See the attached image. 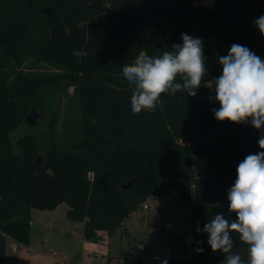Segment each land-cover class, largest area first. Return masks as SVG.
I'll return each instance as SVG.
<instances>
[{"label":"trees","instance_id":"obj_1","mask_svg":"<svg viewBox=\"0 0 264 264\" xmlns=\"http://www.w3.org/2000/svg\"><path fill=\"white\" fill-rule=\"evenodd\" d=\"M196 1L0 0V264H6L8 238L30 244L32 209L54 210L65 202L67 217L83 223L87 240H96L100 230L111 233L120 227L148 197L173 192L192 201L191 247L181 248L180 256L150 255L148 262L126 255L120 264L223 261V254L207 244L208 234L196 228L221 212L235 219L228 213L227 191L238 164L260 151L264 129L217 121L212 109L220 105L202 95L222 73L218 58L232 44L264 60V36L252 25L254 15L264 12V0L256 7L247 0H217L212 8L200 6V20ZM195 22L208 68L196 96L164 94L155 112L134 115L123 66L141 50L154 55L182 44L181 33L195 38ZM222 34L226 48L220 44ZM78 50L87 55H74ZM29 59L66 72L38 77L19 71ZM62 79L80 99L84 137L71 150L50 148L38 166V135L20 138L18 152L11 133L25 123L32 107L43 103L41 88ZM198 155L210 156V174L194 179ZM233 240L234 251L246 258L235 234ZM177 244H182L180 237Z\"/></svg>","mask_w":264,"mask_h":264},{"label":"rangeland","instance_id":"obj_2","mask_svg":"<svg viewBox=\"0 0 264 264\" xmlns=\"http://www.w3.org/2000/svg\"><path fill=\"white\" fill-rule=\"evenodd\" d=\"M205 0H197L198 20L201 5L212 8ZM250 7H256L262 0H247ZM212 5V6H211ZM264 12L255 14V18ZM223 20V19H219ZM255 26V25H254ZM256 29H258L255 26ZM198 23L195 22L194 35L198 34ZM224 35L220 36L221 47L226 48ZM19 71L28 72L32 76H43L48 73H65L48 62L27 60ZM67 80L59 84L47 85L39 91L44 99L38 103L36 110L40 112L35 124L23 123L11 133V141L18 152L17 142L20 138L37 134L39 153L36 158L38 166L44 164L48 150L58 147L71 150L84 137V115L80 99L74 94V86L66 87ZM214 93L209 88L203 93L207 101ZM39 161L37 162V159ZM210 156L198 155L194 160V179L207 177L210 174ZM145 204L149 207L146 208ZM69 206L61 203L54 210L35 209L31 216V244L24 245L20 251H13L7 239L6 259L9 264H120L123 256L140 255L149 261L150 255L161 257L180 256L181 248H190L192 243V201L184 199L176 192L148 197L136 210L125 217L123 224L109 233L98 232V239L87 240L83 235V225L67 217ZM171 225V227H167ZM80 226L79 229H76ZM182 244H177V238ZM191 238V242L189 239ZM211 264V263H197ZM221 264V263H215Z\"/></svg>","mask_w":264,"mask_h":264},{"label":"clouds","instance_id":"obj_3","mask_svg":"<svg viewBox=\"0 0 264 264\" xmlns=\"http://www.w3.org/2000/svg\"><path fill=\"white\" fill-rule=\"evenodd\" d=\"M254 25L264 36V15ZM182 44H173L170 50L149 55L141 50L130 64L123 66L122 75L132 88L131 112H155L162 106L164 94L186 92L195 97L203 78L208 73L205 64L202 38L181 33ZM78 57L86 56L81 50ZM222 73L208 87L220 106L212 112L217 121L234 124H251L256 130L264 129V60L248 47L232 44L227 55L219 56ZM207 87V86H206ZM260 151L248 154L236 168V179L227 191V219L223 212L199 225L196 231L208 234L207 244L213 252L224 256L221 264H264V132L258 139ZM167 227H171L168 225ZM233 234L246 248V258L234 251ZM191 242V238L189 239ZM198 245L202 241L196 242ZM203 252L202 247L195 249ZM161 264H168L167 259Z\"/></svg>","mask_w":264,"mask_h":264},{"label":"water","instance_id":"obj_4","mask_svg":"<svg viewBox=\"0 0 264 264\" xmlns=\"http://www.w3.org/2000/svg\"><path fill=\"white\" fill-rule=\"evenodd\" d=\"M39 115H40V112L37 111L35 109V107H32V109L28 112V114L25 117V123L35 124ZM38 161H39V158L37 159V162ZM127 185H129V184H127Z\"/></svg>","mask_w":264,"mask_h":264},{"label":"crops","instance_id":"obj_5","mask_svg":"<svg viewBox=\"0 0 264 264\" xmlns=\"http://www.w3.org/2000/svg\"><path fill=\"white\" fill-rule=\"evenodd\" d=\"M258 13H259V12H258ZM254 18H255V15H254L253 20H252L253 28H255V26H254ZM255 29H256V28H255ZM256 30H258V29H256ZM34 210H35V209H32V211H31V216H32V213L34 212ZM77 223H78V222H77ZM82 225H83V223H82ZM79 228H80V226H77V227H76V229H79ZM9 239L13 240L12 238H9ZM30 244H31V241H30ZM30 244H29V245H30ZM14 245L17 246V249L14 248ZM29 245H27V246H29ZM23 246H24V244H20V243H18V242H16V241H14V242L11 243V247H12L13 251H20V249H21ZM6 264H9V263L7 262V259H6Z\"/></svg>","mask_w":264,"mask_h":264},{"label":"built area","instance_id":"obj_6","mask_svg":"<svg viewBox=\"0 0 264 264\" xmlns=\"http://www.w3.org/2000/svg\"><path fill=\"white\" fill-rule=\"evenodd\" d=\"M208 4H212L213 3V0H205ZM213 5V4H212ZM211 5V6H212ZM145 207L148 208L149 205L148 204H145ZM14 248L17 249V246L14 245Z\"/></svg>","mask_w":264,"mask_h":264}]
</instances>
